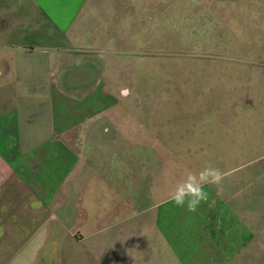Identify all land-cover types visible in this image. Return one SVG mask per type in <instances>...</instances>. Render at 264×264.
Returning <instances> with one entry per match:
<instances>
[{
    "label": "crops",
    "instance_id": "0c3cea01",
    "mask_svg": "<svg viewBox=\"0 0 264 264\" xmlns=\"http://www.w3.org/2000/svg\"><path fill=\"white\" fill-rule=\"evenodd\" d=\"M95 21L96 0H0V264H67L82 245L98 264L122 259L111 252L110 237L98 240L105 252H95L92 228L111 230L121 221L136 141L98 137L96 113L104 106H96L91 68ZM93 76L80 93L64 86ZM136 156L137 168L148 171L142 152ZM244 182L238 172L219 189L206 185L209 198L195 217L180 216L186 207H158L149 224H157L161 240V227L185 225L172 234L183 249L176 253L171 238L169 256L147 253V263L142 252L127 253L125 263L160 257L170 258L167 264H239L246 235L257 240L246 216L258 219L262 195L261 186L246 189Z\"/></svg>",
    "mask_w": 264,
    "mask_h": 264
},
{
    "label": "rangeland",
    "instance_id": "374dc122",
    "mask_svg": "<svg viewBox=\"0 0 264 264\" xmlns=\"http://www.w3.org/2000/svg\"><path fill=\"white\" fill-rule=\"evenodd\" d=\"M95 25L96 66L70 71L91 66L96 80L64 86L80 93L95 80L96 106H104L96 113L98 137L136 141L126 213L116 215L125 221L92 228L95 252H105L98 240L109 237L118 264L127 253L142 252L147 263V253L167 257L171 238L180 252L182 239L172 234L185 225L161 227V240L148 220H156L158 207L175 205L169 194L187 171L211 165L225 173L223 182L243 172L246 189L261 186L258 219L246 216L257 240L246 235L239 264H264V0H96ZM140 152L148 171L136 166ZM157 182L163 192L153 189ZM83 247L67 264H98Z\"/></svg>",
    "mask_w": 264,
    "mask_h": 264
},
{
    "label": "clouds",
    "instance_id": "9594fccd",
    "mask_svg": "<svg viewBox=\"0 0 264 264\" xmlns=\"http://www.w3.org/2000/svg\"><path fill=\"white\" fill-rule=\"evenodd\" d=\"M225 178V173L211 165L198 172L187 171L184 178L175 185L169 198L177 207H186L189 212H196L202 202H207L209 193L205 186H216L219 189Z\"/></svg>",
    "mask_w": 264,
    "mask_h": 264
}]
</instances>
